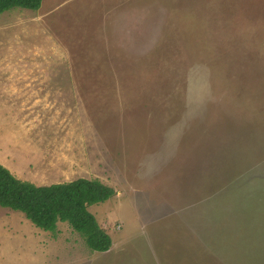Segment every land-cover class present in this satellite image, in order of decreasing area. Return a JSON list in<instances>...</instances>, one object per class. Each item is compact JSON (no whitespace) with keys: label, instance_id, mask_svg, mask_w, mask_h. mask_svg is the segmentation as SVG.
Here are the masks:
<instances>
[{"label":"rangeland","instance_id":"rangeland-1","mask_svg":"<svg viewBox=\"0 0 264 264\" xmlns=\"http://www.w3.org/2000/svg\"><path fill=\"white\" fill-rule=\"evenodd\" d=\"M0 163L116 192L105 253L0 207V264H264V0L0 13Z\"/></svg>","mask_w":264,"mask_h":264},{"label":"trees","instance_id":"trees-1","mask_svg":"<svg viewBox=\"0 0 264 264\" xmlns=\"http://www.w3.org/2000/svg\"><path fill=\"white\" fill-rule=\"evenodd\" d=\"M42 0H0V13L12 8L38 10ZM116 195L98 179L79 178L66 183L36 185L17 178L0 163V207L20 211L37 228L55 233L67 223L94 252L111 249L112 240L88 207Z\"/></svg>","mask_w":264,"mask_h":264},{"label":"crops","instance_id":"crops-1","mask_svg":"<svg viewBox=\"0 0 264 264\" xmlns=\"http://www.w3.org/2000/svg\"><path fill=\"white\" fill-rule=\"evenodd\" d=\"M11 171H12V169H10ZM14 175H15V173L14 172H12ZM20 179V178H19ZM22 179V178H21ZM34 184H36L35 182H33ZM63 183H65V182H63ZM53 184V183H52ZM52 184H46V185H52ZM54 184H57V183H54ZM36 185H38V186H40V185H45V184H36Z\"/></svg>","mask_w":264,"mask_h":264}]
</instances>
